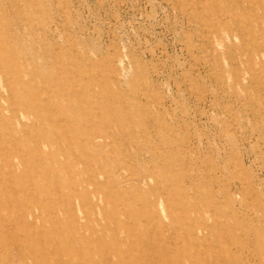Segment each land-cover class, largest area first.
Returning <instances> with one entry per match:
<instances>
[{
    "label": "rangeland",
    "instance_id": "1",
    "mask_svg": "<svg viewBox=\"0 0 264 264\" xmlns=\"http://www.w3.org/2000/svg\"><path fill=\"white\" fill-rule=\"evenodd\" d=\"M0 264H264V0H0Z\"/></svg>",
    "mask_w": 264,
    "mask_h": 264
}]
</instances>
